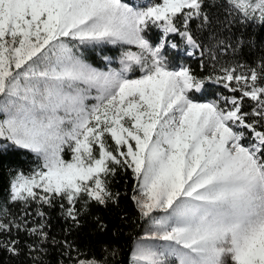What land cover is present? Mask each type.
Instances as JSON below:
<instances>
[{
	"label": "snow or ice",
	"instance_id": "obj_1",
	"mask_svg": "<svg viewBox=\"0 0 264 264\" xmlns=\"http://www.w3.org/2000/svg\"><path fill=\"white\" fill-rule=\"evenodd\" d=\"M251 21L264 24V0H0V161L13 149L39 161L9 169V200L22 207L8 219L0 206V251L19 256L23 233L32 264L53 249L54 264H110L68 237L87 204L118 205L112 182L130 173L150 225L130 264H264V60L199 76L165 55L180 49L173 36L203 55L204 32L218 45L216 26ZM247 43L237 37L233 51ZM100 45L137 50L102 71L83 51ZM212 83L229 94L190 95ZM50 210L69 223L61 238Z\"/></svg>",
	"mask_w": 264,
	"mask_h": 264
},
{
	"label": "trees",
	"instance_id": "obj_2",
	"mask_svg": "<svg viewBox=\"0 0 264 264\" xmlns=\"http://www.w3.org/2000/svg\"><path fill=\"white\" fill-rule=\"evenodd\" d=\"M141 1L125 0V2L143 5L144 1L143 3ZM218 2L225 3L226 0H218ZM217 15L223 17V12L217 13ZM215 33L217 39L224 41V43L215 44L214 41L210 40L208 32H204L201 37L205 45L203 55L196 49H190L192 53L188 54L186 46L177 37H171L180 44V49H165V55L169 58L170 66H190L196 74L204 76L205 74L215 75L220 72L222 67L236 66L238 62L241 67L237 68V72L247 71V66H256L261 60H264V24L258 21L235 23L230 29H226L221 24V26L215 27ZM145 35L153 44L158 43L161 37L160 31L155 27H150ZM239 36H243L249 43L233 51L236 38ZM228 42H231L232 47H226ZM209 44L212 45L211 53L207 47ZM128 48L132 51L137 50L135 46L121 45L88 47L83 49L84 58L96 68L107 66L117 68L119 67L117 60ZM105 57L110 58V61H106ZM138 74V68L133 66L131 77ZM228 94L227 89L215 83L206 84L199 93H190L197 102L220 100ZM38 164L37 158L26 150L13 149L2 157V161H0V206L3 207L4 213H7L8 219L16 216L22 207L21 204H12L9 200V169L29 173ZM111 187L114 192L120 193L118 205L109 203L107 207H104L95 202L87 204L80 216V226L72 228L68 239L74 241L79 249L87 254L98 259H109L110 264H130L132 246L141 236L146 221L139 217L131 199L134 183L130 173H118ZM50 216L52 232L57 238L63 237L69 223L60 216L58 210H50ZM100 223L105 225L103 230L99 227ZM19 239L21 241V254L11 256L7 252L0 251V264H32L30 257L25 255V241L28 238L21 233ZM112 249L117 250V255L108 257L107 252ZM46 259L49 264H54L57 259L56 250H51Z\"/></svg>",
	"mask_w": 264,
	"mask_h": 264
},
{
	"label": "rangeland",
	"instance_id": "obj_3",
	"mask_svg": "<svg viewBox=\"0 0 264 264\" xmlns=\"http://www.w3.org/2000/svg\"><path fill=\"white\" fill-rule=\"evenodd\" d=\"M143 1H144V3H143ZM142 3H143V5H139V4H134V2L132 3L134 6H144V5H147L148 3H149V0H142L141 1ZM159 30V29H158ZM160 31V30H159ZM160 33H161V31H160ZM161 35H162V33H161ZM189 51H190V49H188L187 50V52L189 53ZM191 53H192V51H190ZM108 58V57H107ZM122 58V57H121ZM121 58L120 59H118L117 61L119 62V67H117V68H114V69H116V70H119L121 67H122V65L120 64V60H121ZM106 61H110V58H108V59H105ZM137 68H138V66H136ZM109 68H113L112 66H107V67H105V68H99L100 70H102V71H107ZM131 74V73H130ZM139 75V74H138ZM137 75V76H138ZM131 76V75H130ZM93 95H95V93H93ZM94 101H89V103H93ZM207 102H210V101H206V102H202V103H207ZM150 227V225H149V223L148 222H145V225H144V229H143V232H142V234H141V236L140 237H138V239L134 242V244H133V246H132V249L135 247V244H136V242L139 240V239H141V238H143L144 236H145V234H146V231H147V229Z\"/></svg>",
	"mask_w": 264,
	"mask_h": 264
}]
</instances>
